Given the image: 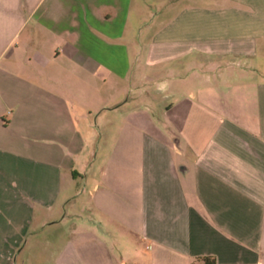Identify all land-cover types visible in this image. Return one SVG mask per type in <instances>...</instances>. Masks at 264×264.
I'll return each instance as SVG.
<instances>
[{
  "label": "crops",
  "instance_id": "crops-1",
  "mask_svg": "<svg viewBox=\"0 0 264 264\" xmlns=\"http://www.w3.org/2000/svg\"><path fill=\"white\" fill-rule=\"evenodd\" d=\"M153 6L0 0V264H264V0L152 25L143 120L111 83Z\"/></svg>",
  "mask_w": 264,
  "mask_h": 264
},
{
  "label": "rangeland",
  "instance_id": "rangeland-1",
  "mask_svg": "<svg viewBox=\"0 0 264 264\" xmlns=\"http://www.w3.org/2000/svg\"><path fill=\"white\" fill-rule=\"evenodd\" d=\"M151 1L154 8L143 13L141 26L137 29L126 28L127 45L131 57L130 74L120 83H111L119 91H123L125 97L128 98V103L132 104L131 108L128 107L124 110L129 111L135 107L133 109L136 111V114H139L143 120H148V118L152 116H154V118L159 116L158 119H162V107L169 102L168 98H161L154 93L155 86L150 80L153 68L147 66L144 62V53L147 49V44L154 31L156 32V29H152V25H157L158 21H166L175 16L182 5H206L209 7L211 5H216L220 0H160L158 1L160 3L159 5H156L157 1ZM252 78H258V76H252ZM159 79H163V81L167 82L169 78L160 76ZM144 127H146L145 123ZM31 259H33V257Z\"/></svg>",
  "mask_w": 264,
  "mask_h": 264
},
{
  "label": "trees",
  "instance_id": "trees-1",
  "mask_svg": "<svg viewBox=\"0 0 264 264\" xmlns=\"http://www.w3.org/2000/svg\"><path fill=\"white\" fill-rule=\"evenodd\" d=\"M203 262L206 264H210V263H212V260H210L209 262H208V260H203Z\"/></svg>",
  "mask_w": 264,
  "mask_h": 264
}]
</instances>
